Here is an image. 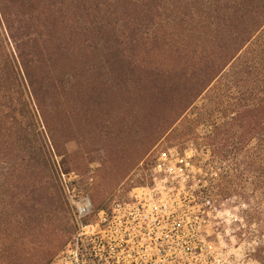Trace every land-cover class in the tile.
Here are the masks:
<instances>
[{"label":"rangeland","instance_id":"obj_1","mask_svg":"<svg viewBox=\"0 0 264 264\" xmlns=\"http://www.w3.org/2000/svg\"><path fill=\"white\" fill-rule=\"evenodd\" d=\"M102 1L0 0L1 102L11 101L0 115V153L11 162L2 170L13 169L6 176L21 194L42 186L26 204L43 213L55 204L49 194L61 197L59 244L74 229L62 181L75 200L86 196L94 207L144 184L182 199L184 183L197 182L216 209L213 263L264 264V132L243 118L245 107L264 103V20L200 87L195 76L204 81L230 39L228 26L214 29L217 16L192 13L189 20L188 10L200 12V4L168 0L165 12L176 11L150 35L157 41L118 46L115 16H105ZM98 18L105 27L90 21ZM256 110V119L264 115Z\"/></svg>","mask_w":264,"mask_h":264},{"label":"built area","instance_id":"obj_2","mask_svg":"<svg viewBox=\"0 0 264 264\" xmlns=\"http://www.w3.org/2000/svg\"><path fill=\"white\" fill-rule=\"evenodd\" d=\"M67 184L61 186L76 227L46 264H214L208 237L215 233L209 222L216 209L197 182L184 183L188 197L182 199L161 195L152 185L135 186L128 197L112 198L94 214L88 197L75 200ZM199 235L205 242L199 243Z\"/></svg>","mask_w":264,"mask_h":264},{"label":"trees","instance_id":"obj_3","mask_svg":"<svg viewBox=\"0 0 264 264\" xmlns=\"http://www.w3.org/2000/svg\"><path fill=\"white\" fill-rule=\"evenodd\" d=\"M173 1L177 2L176 5L179 6V0ZM167 2L168 0H105L102 1L101 5L102 7L105 6L103 8L105 16L106 13L115 16L113 23H117L116 37L119 43L118 46L123 43L126 46L137 39L145 45L148 40L150 41V35L157 30L159 23H163L164 20L167 23L168 16H171L176 11L175 7L171 6L169 11L165 12L163 5L167 4ZM194 3L200 4L201 10L200 12L188 10L190 12L187 19L194 20L192 13L195 16L203 14V17L212 14L215 17L217 16L214 29H224L225 25L231 29V33L228 35L230 37L229 41L223 42L219 47L221 55L218 64L211 65L209 68L210 72L204 81L199 79L198 75L195 76L198 85L205 87L236 57L250 36L257 32L258 26L261 28L259 24L264 20V0H185L186 5ZM243 5L245 6L243 11L245 13L238 16L237 10ZM81 10L86 11L85 4L81 5ZM186 14L187 12L181 14V20L185 21L184 16ZM102 20L98 18L90 21L98 22L105 27ZM88 29H90L89 26H86V30ZM216 33L218 34L217 30ZM121 34L125 36V39L120 38ZM151 40L157 41V38L154 37ZM99 44L103 46V41ZM15 48V52L12 51L14 52L13 55L17 59L21 58L23 53L18 49L19 45L15 44ZM117 52L118 47L113 51L115 56L118 55ZM2 81L3 79L0 80V115L11 106V101L1 102L3 98L7 97L6 93L1 90L3 89ZM258 106L264 111V103H259L255 109L247 106L243 110V118L247 121L252 118L248 122L251 130L253 126H256L260 127L259 131L263 130L262 132H264V115L257 118L259 121L256 119ZM261 136L263 141L264 133ZM4 163L10 165L11 162H8L6 155L0 153V264H46L71 236L62 241V244H59V240L64 237L62 199L58 194H49L55 199V204L44 213L33 204H26V202H31L30 198L38 194L39 188L42 186L37 187L32 184L30 189H26L21 194L18 189V183H14L13 180H9L6 176H10L13 169L7 173L8 167L6 170H2L1 166ZM260 165L264 169V151L261 154ZM262 183H264V179ZM201 193H206V189H201ZM89 202L91 214L106 206L99 205L94 207L90 199ZM69 210L71 212L70 206ZM88 218L83 217L82 222L88 221ZM75 227L74 222L73 232ZM45 237L49 240L50 249H47V245L46 247L44 246ZM46 257L47 259H44Z\"/></svg>","mask_w":264,"mask_h":264},{"label":"crops","instance_id":"obj_4","mask_svg":"<svg viewBox=\"0 0 264 264\" xmlns=\"http://www.w3.org/2000/svg\"><path fill=\"white\" fill-rule=\"evenodd\" d=\"M258 263H260V262H258ZM262 264V263H261Z\"/></svg>","mask_w":264,"mask_h":264}]
</instances>
